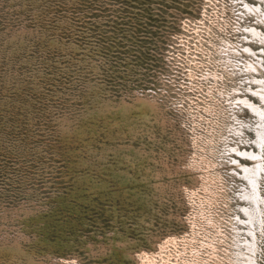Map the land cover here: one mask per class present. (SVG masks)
<instances>
[{"label": "rangeland", "instance_id": "374dc122", "mask_svg": "<svg viewBox=\"0 0 264 264\" xmlns=\"http://www.w3.org/2000/svg\"><path fill=\"white\" fill-rule=\"evenodd\" d=\"M263 59L264 0H0V264H264Z\"/></svg>", "mask_w": 264, "mask_h": 264}, {"label": "bare ground", "instance_id": "6f19581e", "mask_svg": "<svg viewBox=\"0 0 264 264\" xmlns=\"http://www.w3.org/2000/svg\"><path fill=\"white\" fill-rule=\"evenodd\" d=\"M247 5H249V4H247ZM252 31H253L254 34L258 35L262 39L263 35L261 33H259V31H257L254 28H252ZM256 92L258 94H260L261 96H264V91L262 89L258 90ZM247 104L249 105V107L254 112L258 113L264 119V110L262 109L261 106L254 105L253 103H250V102H248ZM262 132H263V129H262ZM259 138L261 139V136ZM259 143H260V141H259ZM244 154H245V156H248L249 158H251V160H253V163L255 165H253L252 167H247V166L244 167L246 170L249 169V171H248L249 173H252L250 175V179L252 181L253 191H247L243 195H244L245 200H250V201L252 200L253 205L254 204L258 205L259 200L257 199V194L255 192V189H256L255 185H256L257 173L259 172L260 166H261L260 154H254V153H244ZM244 211H246L245 213L248 215V218H250V219H252V218L254 219L255 218V214H254V211H253L252 208H249V209H246V210L244 209Z\"/></svg>", "mask_w": 264, "mask_h": 264}]
</instances>
